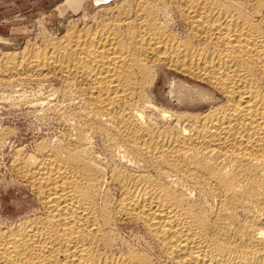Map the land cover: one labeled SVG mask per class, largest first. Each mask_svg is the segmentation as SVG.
Masks as SVG:
<instances>
[{
    "label": "bare ground",
    "instance_id": "bare-ground-1",
    "mask_svg": "<svg viewBox=\"0 0 264 264\" xmlns=\"http://www.w3.org/2000/svg\"><path fill=\"white\" fill-rule=\"evenodd\" d=\"M109 5L43 47L0 53V83L53 77V115L79 124L64 145L15 150L13 176L36 202L0 219V264H156L152 250L170 264H264V0ZM163 73L174 104L155 93ZM88 130L132 168L106 177ZM120 221L144 247L115 246Z\"/></svg>",
    "mask_w": 264,
    "mask_h": 264
},
{
    "label": "rangeland",
    "instance_id": "rangeland-1",
    "mask_svg": "<svg viewBox=\"0 0 264 264\" xmlns=\"http://www.w3.org/2000/svg\"><path fill=\"white\" fill-rule=\"evenodd\" d=\"M82 1L83 0L75 5L72 3V0H0V53H7L10 51V53L19 52L24 47H30L31 45L35 47H43L49 37H56L63 34L64 26L69 22V20L74 21L77 18H80L84 11L89 16H95L94 13H96V17H104V15L102 16L101 14V12L104 13V8H100V5H106L107 3L112 5L113 3V0ZM58 9H62V13L58 11ZM96 11H98L99 14ZM171 15L170 18L173 21L172 23L174 24L175 29H183V24L180 23V21H177V18L174 15ZM161 75H163V77L160 76L161 80L159 79L157 83L155 93L163 102L167 104H174V101L169 93L170 81H172V77L169 74L166 75L165 73ZM35 82L36 81L31 80L21 81L19 82L20 85H18V82L9 85L0 83V147H2L0 148V219L2 222H5V224L16 221L19 216L32 209V207H35L36 202L32 191L28 187L18 183L13 176V172L11 170V158L15 155V150L21 148L24 151L39 152L38 145L40 144L46 145V147L48 145L47 148L45 147L46 149H48L49 146H55L56 143H58V145H64L68 135L76 133V128L78 129L77 126L79 125L76 120H72V122H74H71L72 125L69 123L71 120L66 121L68 124H65V120H60L54 116V112L60 108V106L63 107L64 105L59 96L60 89H62L61 84L56 79L51 77V79L41 81V83H39L40 81H37V83ZM55 89H59L57 90L59 92ZM12 90L13 92L16 90V92L12 93ZM11 93L14 95L12 96ZM9 94L10 97L8 96ZM18 96L22 97L19 98ZM2 99L4 101H2ZM14 99L15 101L13 103ZM24 100L26 102L28 100V102L26 103ZM29 103L32 105L30 106ZM75 106L76 109L79 107L77 104ZM95 133L88 130L87 135L89 136L91 134L88 138H91L88 145H90L89 148L93 151V155L96 157L95 159L97 160L98 165L100 164L99 166L103 168V170L106 169L104 170L105 172L107 171L106 177H109L110 174L108 173H111L113 170L118 172L128 167L130 170L132 168L130 165H124V163L119 160L120 158L118 154H116V147L114 148L115 150L111 149V146H114L112 142L109 141V143L111 142L110 146L105 136H101V134L98 133H96V135ZM112 151L115 152L114 157H111L113 154L110 155ZM99 158L101 163L99 162ZM103 186L102 190L103 188L106 189L107 186V188H109L107 182H105ZM109 193H111L110 196L114 201L118 192L114 187L110 186ZM196 195L198 196V194ZM198 197L201 196L199 195ZM141 232L142 231L138 225L120 221L113 230L114 236L119 233L118 237L117 235L115 237L113 236V242L118 249L122 246L120 245L122 244V241L125 243L124 240L127 241V244L135 245L137 243L135 246L144 247V235L143 232L142 234ZM139 238H141V241ZM120 240L122 241L120 242ZM117 243L119 244V247ZM150 253H153L151 256L155 263L157 260L156 264H170L164 259L162 260L160 256H157V250H152Z\"/></svg>",
    "mask_w": 264,
    "mask_h": 264
},
{
    "label": "crops",
    "instance_id": "crops-1",
    "mask_svg": "<svg viewBox=\"0 0 264 264\" xmlns=\"http://www.w3.org/2000/svg\"><path fill=\"white\" fill-rule=\"evenodd\" d=\"M72 3L76 5V3H78V2H76V1L72 0Z\"/></svg>",
    "mask_w": 264,
    "mask_h": 264
}]
</instances>
